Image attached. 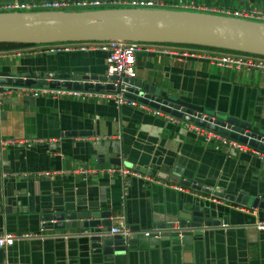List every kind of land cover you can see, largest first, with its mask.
<instances>
[{"label": "crops", "instance_id": "obj_1", "mask_svg": "<svg viewBox=\"0 0 264 264\" xmlns=\"http://www.w3.org/2000/svg\"><path fill=\"white\" fill-rule=\"evenodd\" d=\"M197 1L262 8V0ZM34 48L1 49L0 77L23 76L36 68L98 78L105 74V54L100 51L51 55L30 52ZM135 68L134 81L140 82L141 91L201 105L213 115H230L264 135V75L258 71L142 51L136 54ZM37 88L0 85V137L23 141L0 149V234L31 235L0 248V264H264V228L256 227L264 222V208L253 206L255 200L264 204V158L205 142L178 122L136 108L72 96L35 97L30 90ZM117 155L121 166L152 180L74 173L78 168L118 165L110 162ZM181 181H195L225 195L242 193L247 200L236 203ZM190 199L215 205L217 219L223 220L184 246L161 241L133 246L136 249L125 254L103 253L90 248L88 230L42 228L41 215L47 213L109 210L111 227L122 219L127 228L150 231L151 217L182 214L192 208ZM130 232L129 238L135 231Z\"/></svg>", "mask_w": 264, "mask_h": 264}, {"label": "water", "instance_id": "obj_2", "mask_svg": "<svg viewBox=\"0 0 264 264\" xmlns=\"http://www.w3.org/2000/svg\"><path fill=\"white\" fill-rule=\"evenodd\" d=\"M128 40L148 43L192 44L214 47L237 53H251L264 56V23L225 17L215 14L196 13L168 9H135L106 8L86 11H33V12H0V43L43 44L59 41H104ZM54 55V54H51ZM94 74L67 73L64 71L41 72L37 68L23 76H1L0 85L12 87H50L72 89H103L102 84L90 83L97 80ZM133 88H129L128 96L151 104L176 117L194 122L224 136L236 139L264 152V135L251 129V124L241 123L232 116L213 115L205 107L189 103L182 99L153 96L144 92L137 97L140 82L126 80ZM111 88V86H107ZM147 87H144V90ZM185 106V114L170 109L172 106ZM195 112H198L197 114ZM207 115V116H204ZM110 162L120 165V156ZM130 166V163H125ZM182 185L196 191L212 194L220 198L245 204L247 197L225 195L207 189L195 181H181ZM190 210H184L176 216L167 213L166 218L154 219L151 233L135 231L132 236L112 235L109 239L112 224L111 211L97 212H63L41 215L44 229L88 230L90 248L96 252L125 254L134 251L133 246L141 244L158 245L161 241H169L170 245H186L193 235H203L205 230L218 226L223 219L217 216L215 205L190 199ZM254 207L264 208L263 203L254 201ZM174 216V217H173ZM224 223V222H223ZM158 230V237H155ZM104 236V237H103Z\"/></svg>", "mask_w": 264, "mask_h": 264}, {"label": "built area", "instance_id": "obj_3", "mask_svg": "<svg viewBox=\"0 0 264 264\" xmlns=\"http://www.w3.org/2000/svg\"><path fill=\"white\" fill-rule=\"evenodd\" d=\"M165 7V8H164ZM79 8V10H77ZM106 8H135V9H168L178 11H189L196 13L215 14L236 19L250 20L264 23V0H262V8H227L216 7L205 4L197 0H183L179 2H166L165 0H40L31 3H22L19 1H10L0 4V12H33V11H86ZM74 9V10H70ZM36 48L30 49L32 53L40 54H58L62 52H87L100 51L105 54L106 71L103 77L90 81L92 85L102 84L103 89H72V88H50L38 87L30 90L33 96L37 97L42 94L52 97L72 96L82 100H105L112 101L122 106L126 105L136 108L140 111L150 113L152 115L162 117L171 122H178L187 131L194 132L200 136L205 142H219L223 145L236 149L237 151H250L262 158L264 152L250 147L248 144L242 143L236 139L224 136L216 131L206 127H201L194 122L187 121L183 118L176 117L170 112L163 111L154 107L151 102L153 99H147L146 102L139 101L137 98L128 96L129 88L134 87L126 80L135 79L136 77V54L142 52H154L158 55L169 56L176 61H184L186 59H202L218 68H229L244 71H258L264 75V56L251 53H237L232 51H219L205 47H195L185 44H166V43H142L128 40H104V41H59L53 43L35 44ZM111 86V88H107ZM27 91V90H26ZM144 92L139 90L137 97H143ZM170 109H176L185 114L186 107L177 105ZM196 114L198 112H195ZM204 116H207L204 114ZM22 140L3 139L0 137V149L6 146L22 143ZM74 173L83 175L104 176L119 173L123 177H134L146 181L152 179L145 173L129 167L121 165H112L98 168H78ZM49 175V173H43ZM155 183L163 186H171L163 181L155 180ZM181 189L179 186H174ZM211 199L210 197H208ZM213 200V199H212ZM117 225L111 227L109 234H121L125 237L131 235L124 221L118 219ZM257 228H264V222H258ZM155 237H158V230H155ZM151 231H145L148 236ZM31 236L28 233L0 234V248L11 246L16 239Z\"/></svg>", "mask_w": 264, "mask_h": 264}, {"label": "trees", "instance_id": "obj_4", "mask_svg": "<svg viewBox=\"0 0 264 264\" xmlns=\"http://www.w3.org/2000/svg\"><path fill=\"white\" fill-rule=\"evenodd\" d=\"M35 44H24V43H11V42H5V43H0V50L1 49H13L16 47H24V46H32ZM189 46H195V47H205V48H210V49H217L219 51H228L224 49H219V48H214V47H206V46H201V45H192V44H185Z\"/></svg>", "mask_w": 264, "mask_h": 264}, {"label": "rangeland", "instance_id": "obj_5", "mask_svg": "<svg viewBox=\"0 0 264 264\" xmlns=\"http://www.w3.org/2000/svg\"><path fill=\"white\" fill-rule=\"evenodd\" d=\"M165 8V7H164ZM70 10H74V9H70ZM77 10H79V8H77ZM173 10V9H172ZM142 43H148V42H142ZM149 44H154V43H149Z\"/></svg>", "mask_w": 264, "mask_h": 264}]
</instances>
